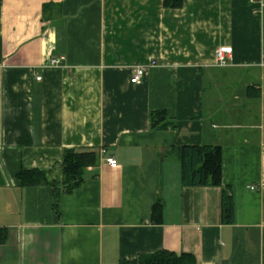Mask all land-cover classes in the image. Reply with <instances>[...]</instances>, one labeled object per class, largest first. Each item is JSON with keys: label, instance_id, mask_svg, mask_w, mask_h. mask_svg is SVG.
I'll use <instances>...</instances> for the list:
<instances>
[{"label": "crops", "instance_id": "obj_1", "mask_svg": "<svg viewBox=\"0 0 264 264\" xmlns=\"http://www.w3.org/2000/svg\"><path fill=\"white\" fill-rule=\"evenodd\" d=\"M156 110L176 127L153 128ZM188 144L222 146L234 223L221 187L182 184L172 148ZM67 149L97 154L80 187L57 201L21 185L22 170L59 177ZM0 231V264H135L159 249L264 264V0H0Z\"/></svg>", "mask_w": 264, "mask_h": 264}, {"label": "trees", "instance_id": "obj_2", "mask_svg": "<svg viewBox=\"0 0 264 264\" xmlns=\"http://www.w3.org/2000/svg\"><path fill=\"white\" fill-rule=\"evenodd\" d=\"M184 0H164L168 8H181ZM50 6V5H49ZM260 94L258 93L259 96ZM165 110H156L151 114L153 128L164 129L176 127ZM181 164V180L184 186L222 188V218L225 223H234V190L231 185L223 182V150L217 144H188L172 148ZM97 154L92 151H77L67 149L64 152L60 168V176L51 178L48 171L40 169L22 170L18 174L23 187L51 185L54 188L56 200L61 195L70 194L80 187L85 180V170L94 165ZM57 201L55 202L57 206ZM162 199H159L153 208V219L160 222L163 214ZM6 232L0 231V242L6 239ZM135 264H198L195 255L191 253L177 254L166 249L144 253L134 261Z\"/></svg>", "mask_w": 264, "mask_h": 264}, {"label": "built area", "instance_id": "obj_3", "mask_svg": "<svg viewBox=\"0 0 264 264\" xmlns=\"http://www.w3.org/2000/svg\"><path fill=\"white\" fill-rule=\"evenodd\" d=\"M232 47H220L217 52H216V59H217V63L219 66H226L228 64V61L231 58L232 55ZM52 64H58L60 63V59L59 58H52L51 60ZM146 73V67L144 66H136L132 69V76H131V82L135 83V84H140L143 81V78L145 76ZM38 80L41 79V77H37ZM108 164L111 167H117L118 166V162L115 158L113 157H109L107 159ZM251 189H254V187H251Z\"/></svg>", "mask_w": 264, "mask_h": 264}]
</instances>
